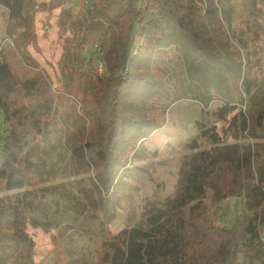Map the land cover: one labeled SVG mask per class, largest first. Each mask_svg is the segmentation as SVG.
Segmentation results:
<instances>
[{"label":"trees","instance_id":"1","mask_svg":"<svg viewBox=\"0 0 264 264\" xmlns=\"http://www.w3.org/2000/svg\"><path fill=\"white\" fill-rule=\"evenodd\" d=\"M32 1L0 0V7L8 11L10 21L23 22ZM87 1L79 57L87 45L96 55L95 69L100 67V72L90 88L97 109V114L89 116L92 137L82 143L79 156L96 175L94 184L104 193L100 199L108 198L102 209L104 217L109 220L116 209L118 202L109 195L129 157L133 153L134 157L139 144L163 126L155 118V110L167 98H174V102L189 97L204 99L203 112L211 115L212 121L199 124L203 144L209 148L197 152L198 169L220 177L230 171L232 154L223 144L218 122L235 119L238 102L227 97L232 90L218 83L214 88L225 99L211 110L215 98L208 84L213 70L221 76L225 73L223 68H210V63L223 55L213 36H206L211 33L208 22L219 23L218 0ZM180 52L187 61L177 67ZM224 59L229 61L226 56ZM226 71L242 73L236 68ZM179 92L183 95L175 97ZM235 95L243 105L244 92L238 88ZM57 116L50 84L33 77L19 79L0 55V264H9L25 245L27 226L44 230L60 226L57 187L27 189L32 184L28 173H42L49 167L56 147L52 140H58ZM250 116L246 134L255 140L264 138L261 119ZM239 173L243 180L232 178L225 197L239 198L246 208L233 213L228 224L220 215L196 226L208 247L209 264H239L241 252L256 249L264 240V147L243 153ZM20 191V197L16 196ZM198 199L185 190L173 214ZM172 222L171 213L159 209L146 221L123 229L104 243L101 264H181L187 244L185 228L179 225L174 231ZM28 250L31 256L34 242L29 243Z\"/></svg>","mask_w":264,"mask_h":264},{"label":"rangeland","instance_id":"2","mask_svg":"<svg viewBox=\"0 0 264 264\" xmlns=\"http://www.w3.org/2000/svg\"><path fill=\"white\" fill-rule=\"evenodd\" d=\"M85 3L86 0H33L23 22L10 21L8 11L0 7V55L19 79L33 77L50 84L59 123L49 167L42 173H28L32 184L27 189L57 187L60 226L48 230L27 226L25 245L20 246L9 264H101L105 242L123 229L146 221L159 209L171 213L172 230L179 225L185 228L187 244L181 264H209L208 247L196 226L208 217L220 215L228 224L233 213L246 208L239 198L225 197L227 187L232 178L243 180L239 173L243 153L264 147V138L255 140L246 134L250 115L258 116L264 124V0H218L219 23L208 22L211 33L206 36H213L223 55L216 63L211 62L210 68L225 71L221 76L212 69L208 84L215 100L211 110L225 99L214 88L218 83L232 90L227 97L238 102V114L232 121L229 118L230 125L218 122L223 144L232 154L230 171L220 177L202 174L198 169L197 152L209 148L203 144L199 124L212 121V116L203 112L204 99L189 97L174 102V98H167L155 110V118L163 126L139 144L134 157L131 154L118 185L109 195L118 202L109 220L102 210L108 198L100 199L104 193L94 184L96 175L79 156L82 143L92 137L89 116L97 114V109L90 88L100 72V67L95 69L96 55L87 45L79 57V41L87 24ZM178 54L181 57H177L175 65L184 66V53ZM226 68L241 69L242 73H228ZM238 88L244 92L243 105L236 100ZM182 95L179 92L174 96ZM187 189L199 199L173 214ZM22 192H16V196ZM30 242H34V250L28 256ZM245 250L238 255L239 264H264V240L256 249Z\"/></svg>","mask_w":264,"mask_h":264},{"label":"built area","instance_id":"3","mask_svg":"<svg viewBox=\"0 0 264 264\" xmlns=\"http://www.w3.org/2000/svg\"><path fill=\"white\" fill-rule=\"evenodd\" d=\"M85 6H86V8H87V6H88V1L86 0V3H85ZM3 133V129H2V127L0 126V134H2Z\"/></svg>","mask_w":264,"mask_h":264}]
</instances>
